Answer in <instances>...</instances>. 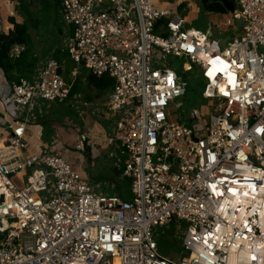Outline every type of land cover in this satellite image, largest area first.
<instances>
[{
	"label": "built area",
	"instance_id": "2783aa9c",
	"mask_svg": "<svg viewBox=\"0 0 264 264\" xmlns=\"http://www.w3.org/2000/svg\"><path fill=\"white\" fill-rule=\"evenodd\" d=\"M154 1L59 0L71 61L114 80L107 105L87 108L113 121L108 157L121 178L132 180L129 199L105 194L89 177L74 153L91 143L78 124H67L70 133L64 125L50 128L57 138L68 134L64 152L54 140L41 154L27 153L31 126L45 106L69 99L73 84L62 63L49 58L21 83L8 82L0 68L8 130L0 137V264H264V193L233 208L225 206L235 202L230 193L218 197L210 187L225 188L224 177L235 187L241 171V184L264 183L245 179L254 172L264 177V133L257 131L264 129V0H237L234 13H212L217 37L210 29H187L182 14ZM237 19L239 34L219 38ZM4 26L0 2V35ZM214 56L230 63L235 88L227 74H208ZM190 72L204 82L203 99L216 101L208 126L197 109L192 126L171 120L169 109L186 95L183 74ZM173 222L186 225L188 256L180 263L158 251L157 229Z\"/></svg>",
	"mask_w": 264,
	"mask_h": 264
},
{
	"label": "rangeland",
	"instance_id": "374dc122",
	"mask_svg": "<svg viewBox=\"0 0 264 264\" xmlns=\"http://www.w3.org/2000/svg\"><path fill=\"white\" fill-rule=\"evenodd\" d=\"M169 1L172 0H155L154 3L158 8L163 9L162 6H164V3H167ZM193 1L198 5L197 8L200 11V14L197 16V18L192 16L191 13L192 11H189L190 9L187 7L188 3H184V4L182 3L180 5H184V6L179 7L180 9L179 13L182 14V16H184L186 20L187 23L186 28L187 29L195 28L203 32H206L207 29H210L214 37L219 36L218 34L219 30L216 29V27H214L212 24L213 22L212 20L214 19V14H207L202 9L199 0H193ZM17 6L18 3L15 5V9ZM193 9L194 7L192 8V10ZM29 12L31 14L30 17L24 15L20 11H15L16 16L14 18L19 23H23L24 20H29L28 22L31 27L30 29L31 36L34 42L33 52L36 56H39L38 60L40 59L44 60V58L47 57L48 58L50 57V59H54L56 52L59 50L61 51L62 55L64 54L67 55V51L65 49V40L69 35L70 28L67 27L60 19L57 0H45V1L33 0L31 1V7L29 8ZM238 34L239 33L230 31L228 34H226L227 36L223 38L222 37L219 38L229 41ZM61 63L63 66V75L65 80L69 84H73L74 86H76L78 88V91L73 97L69 98L66 102L51 104V105L47 104L45 106L41 121L43 120V122L48 123V125H50V128L52 129V127L54 126L55 127L60 125L63 126V123H65V120L67 119L66 125L64 124L63 128L65 127L66 131L70 133L69 129L73 127L71 124L75 125L77 124L76 120H80L78 117V115L79 116L81 115L79 108L85 110V105L83 102H87L88 100L91 99L104 104L107 102L108 95L107 96L98 95L97 91L88 85L87 77L91 74V72H89L84 67L76 66L71 61L70 57L65 56ZM173 64L175 66L178 65L177 62H173ZM194 76H195V72L183 74V79L188 83L187 93L185 96L176 99L171 104V107L169 109L171 120L192 126L194 123L198 122V120L191 122L192 119L190 117V113L192 109H197L201 113L199 120L204 122V124L208 126L209 113L211 109L216 105V101L203 99L202 92L204 90V82L202 79H198L196 77L194 78ZM179 103L182 104L180 107H178ZM69 117L72 118L74 117V120ZM69 122H71V124H69L68 126L67 124ZM101 125H105V124L102 123ZM40 126H42L45 131L44 125H40ZM80 128L83 129L84 127L80 126ZM51 129L50 131L48 130L45 131V133L53 138L55 132ZM31 133L32 134L34 133L33 127H31ZM48 135H44V137L42 138L43 144L40 146L41 148L37 149V152L28 153V154L31 155L41 154L44 150H46L48 144L50 143L48 141ZM28 150L27 152H29ZM103 154L106 155V158L108 159L107 160L108 163L113 166V161L108 157V151H106ZM103 154L97 156L99 161L103 160V156H102ZM86 156L88 158L87 161L88 164H86L85 169L91 171L90 166L92 165L95 155L91 157L89 156V154L86 153ZM98 159L93 163H98L99 162ZM94 166L95 165H93L92 167ZM109 168H111V166H109ZM88 173L90 174L91 172ZM93 175L95 177L99 176L95 174ZM102 175H104L102 178H96V179L94 178L95 180L93 179V181L94 183L99 184L101 186L102 191L105 194L107 193L112 195L117 194L119 192L118 190L116 192L115 188H118L117 186H120L121 190H127L132 182L130 178H124V177L121 178L120 175H119L120 180L118 181L108 180L105 174ZM14 182L17 185L21 186V182L17 177L14 178ZM112 184H114L113 187ZM103 188L105 189L103 190ZM121 192L122 191H120L119 193ZM185 229H186V225L184 223H175V222H173L168 227L157 229L156 236L159 246L158 251L161 256L176 263H180L183 258L188 256V254L185 253L182 247V236L185 233ZM2 239H3V234L0 233V242L2 241Z\"/></svg>",
	"mask_w": 264,
	"mask_h": 264
},
{
	"label": "crops",
	"instance_id": "0c3cea01",
	"mask_svg": "<svg viewBox=\"0 0 264 264\" xmlns=\"http://www.w3.org/2000/svg\"><path fill=\"white\" fill-rule=\"evenodd\" d=\"M0 2H1L2 10H3V17H4V23H5L4 27L6 29V32H9L10 30H13V25L11 23H9L8 20L10 17L14 18L16 16V13H15V11H16L15 5L16 4H15V2L14 3L10 2L9 0H0ZM182 3L183 4L188 3L187 7L190 9L189 11H192L191 12L192 16L197 18V16L200 14V11L197 8L198 5L196 3H194L193 0H172V1H169L167 3H164V6H162V7H163V9H172V10L174 9L177 12H179L180 11L179 7L184 6V5H180ZM11 6H12V8H11ZM193 7H194V9L192 10ZM206 13L212 14L209 12H206ZM196 30H199V29H196ZM199 31H201V30H199ZM29 33L31 34V31H29ZM23 51H24L23 47H16L12 51V55L18 56ZM32 53H33L32 57H33V59L35 58V62H36V70H37L39 65H41L43 62H45L47 59L50 58V57L49 58L47 57V58H44V60L43 59L38 60L39 56H36L34 54V52H32ZM4 75H5V73H4ZM5 77H6V75H5ZM0 79H2L1 75H0ZM0 82H2V80H0ZM109 95H110V92L107 93L106 95H104V96H107V102H108ZM107 102L103 104V103H100L96 100L90 99L87 102H83V103H84V105L87 104L86 107H98L100 110H102V108H104L107 105ZM79 111L81 114L80 116L78 115L80 120L75 119L76 123L78 125L84 127V129L86 130V133L89 134V137L91 139V141H90L91 143L89 145L85 146L83 149H81L82 147L78 148L76 151H74V153H76L75 155L77 157L80 155L79 157H81L86 162V164H88L87 163L88 158L86 156V153L89 154L88 148H90L89 156L93 157L95 155L93 162L98 159L97 156H99V155L105 153L106 151L110 150V147H107V145H106V140L108 137H111L112 134L114 133L113 121H111L109 118H107V116L105 114L103 115L99 111L96 112V110L93 111V110H90L88 108H87V110L86 109L83 110L82 108L81 109L79 108ZM4 117H5V108L0 103V137L6 135L8 133L7 126H5L6 123L4 121ZM66 118H68V117H66ZM69 118L74 120V117L73 118L69 117ZM102 118H104V119H102ZM66 120H65V123H63V125L64 124L66 125ZM37 123L40 125H43L41 122H37ZM102 123L105 125H101ZM38 124L34 123L31 126L34 129V133L33 134L31 133V137L28 138V141H29L28 142V144H29V148H28L29 150L28 151L29 152H27V153L37 152V149L41 148L40 146L43 144L42 138L44 137V135H48L45 133L43 127L38 125ZM67 135L68 134L66 133V136L62 137L61 139L57 138L58 136H56V135H54L53 138L48 135V141L50 142L49 145L51 144L52 141L55 140L56 141L55 143H57L62 149L60 151L64 152L65 148H63V146L66 145V143H67ZM51 146H53V144ZM57 149H59V147ZM102 156H103V160L99 161V159H98V161H99L98 163L92 162V165L90 166L91 171L87 170V173L91 172L90 174L88 173L89 177L93 180L94 178L95 179L96 178H102L104 176L102 174H105L106 177L108 178V180H115V181L120 180L119 174L113 169V166L108 163V161H107L108 159L106 158V155L103 154ZM93 165H95V166L92 167ZM109 166H111V168H109ZM93 174L99 175V176L95 177ZM113 185L114 184H112V187H113Z\"/></svg>",
	"mask_w": 264,
	"mask_h": 264
},
{
	"label": "trees",
	"instance_id": "16d2710c",
	"mask_svg": "<svg viewBox=\"0 0 264 264\" xmlns=\"http://www.w3.org/2000/svg\"><path fill=\"white\" fill-rule=\"evenodd\" d=\"M10 2L18 3L16 7V11H20L24 15L30 17L31 14L29 12V8L31 7V1L33 0H9ZM45 1V0H43ZM58 8H59V0H57ZM205 12L209 13H219V14H227L228 12L220 3L210 4L206 9H203ZM29 20H24L23 23H19L15 20V18L10 17L8 22L13 25V30L9 32L3 33L0 35V68L4 71L8 82L10 83H21L23 80H32L35 71H36V62L35 58L33 59V39L31 34L29 33L31 27L28 22ZM161 21L159 25L163 24ZM16 47H23L24 51L21 52L18 56H13L12 51ZM68 56L64 54L62 55L61 51H57L54 59L62 62L63 58ZM88 85L97 91L98 95L104 96L107 93L111 92L114 86V80L111 77L103 76L97 77L94 74H90L88 77ZM78 91V88L73 85L69 98L73 97ZM46 120V119H45ZM41 122L45 131H50V125L48 123ZM116 189L121 193H117L124 199H129V188L127 190H121L120 186H117ZM125 191V192H123Z\"/></svg>",
	"mask_w": 264,
	"mask_h": 264
},
{
	"label": "snow or ice",
	"instance_id": "6c2138e0",
	"mask_svg": "<svg viewBox=\"0 0 264 264\" xmlns=\"http://www.w3.org/2000/svg\"><path fill=\"white\" fill-rule=\"evenodd\" d=\"M191 50V49H190ZM209 63L213 66L212 69L209 71V75H213L214 73L218 74H227L228 76V83L232 86V88L236 87L235 78L233 76V73L230 71V63L228 61L223 60L220 56H214L210 59ZM222 66V67H218ZM240 67H243L240 65ZM169 83H171V77H169ZM222 92H224L225 95H228L229 93L225 91L223 88L221 89ZM257 131L264 133V129H257ZM245 179H249L248 177H245ZM258 180H264V177H256ZM225 185V188L221 189L216 183H213L210 185L213 193L218 197H223L225 195V192L230 193L232 197L235 198V202L228 201L229 205L233 208H236L237 204L244 203L242 198L251 197L253 200L255 199V196L259 193H264V183L261 185L256 184H249V185H243L238 180H232L231 184L235 185V187H228V179L227 177H224L221 181ZM238 211H243V208L237 209ZM262 216H264V212L261 213ZM234 223V221H233ZM245 228L248 229L249 232H251V228L248 227L247 221L244 223ZM217 231H220V226L217 224L216 227ZM211 235V233H209ZM119 237H114V239H118ZM207 242V241H205ZM257 257L255 255L252 256V260H256Z\"/></svg>",
	"mask_w": 264,
	"mask_h": 264
},
{
	"label": "water",
	"instance_id": "95a60500",
	"mask_svg": "<svg viewBox=\"0 0 264 264\" xmlns=\"http://www.w3.org/2000/svg\"><path fill=\"white\" fill-rule=\"evenodd\" d=\"M199 2L202 9H206L210 4L220 3L228 13H234L238 6L237 0H199ZM242 23V19H237L232 31L237 32L240 29ZM88 153L90 154V148H88Z\"/></svg>",
	"mask_w": 264,
	"mask_h": 264
},
{
	"label": "bare ground",
	"instance_id": "6f19581e",
	"mask_svg": "<svg viewBox=\"0 0 264 264\" xmlns=\"http://www.w3.org/2000/svg\"><path fill=\"white\" fill-rule=\"evenodd\" d=\"M245 172L244 171H241L239 172L236 176H235V180H238L239 181V178L244 174ZM246 177L250 178V177H257V174L254 172V173H250V174H247ZM247 184V183H245ZM250 184H253V183H250ZM231 201V200H230ZM233 202V201H232ZM225 206H230L229 203H228V200H225ZM239 217L240 218H243L244 217V213L243 212H240L239 214Z\"/></svg>",
	"mask_w": 264,
	"mask_h": 264
},
{
	"label": "clouds",
	"instance_id": "9594fccd",
	"mask_svg": "<svg viewBox=\"0 0 264 264\" xmlns=\"http://www.w3.org/2000/svg\"><path fill=\"white\" fill-rule=\"evenodd\" d=\"M56 60V59H55Z\"/></svg>",
	"mask_w": 264,
	"mask_h": 264
}]
</instances>
